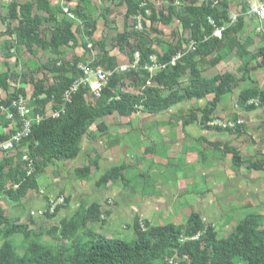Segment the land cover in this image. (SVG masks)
<instances>
[{"label":"rangeland","instance_id":"obj_1","mask_svg":"<svg viewBox=\"0 0 264 264\" xmlns=\"http://www.w3.org/2000/svg\"><path fill=\"white\" fill-rule=\"evenodd\" d=\"M24 1L0 0V68L5 70L4 65L8 62L14 72L11 86L20 88L25 83L27 99L32 96V85L44 78L49 80L48 74L40 69L47 63L65 65L74 61L93 59L97 63L102 60L101 68L110 71L128 64L132 49L140 52L142 39L144 47L151 49L155 56H163L169 50L177 52L189 41L191 33V26L185 25L180 18L192 23L194 16L190 10L202 3V0H149L156 20L145 18L141 30L136 31L132 29L138 22L133 18L125 26V8L120 0H71L72 12L84 7L86 14L83 13L85 17L81 16V19L85 18L87 22H71L74 28H78L77 44L61 48L60 56H56L49 48L33 49V54L24 52L16 41L12 33L18 27V21L10 18V5ZM50 2L52 13L58 20L56 24L49 22L44 11L34 10L46 20L40 36L47 45L55 28L62 24L59 21L68 19L62 11L66 0ZM236 2L231 11L234 9L232 12L242 16L243 10L247 11L245 0ZM242 17L250 22L243 23L236 35L240 44L238 49L230 50L227 40L210 57L197 56L194 59L204 80L224 73L235 76L237 83L231 93L219 100L210 95L202 101H184L158 115H149L138 109L127 117L114 114L100 118L88 128L80 143L78 157L73 161L50 164L37 177V190L30 191L17 203L0 196L4 216L12 224L26 227L24 233L7 239L17 256L26 255L32 244L52 252L71 249L78 242H85L89 231L108 239L129 241L135 237L136 221L147 222L153 227L184 226L192 213L199 214L205 225H211L219 240L234 233L238 223L249 214L261 216L264 225V107L260 104L257 109L248 110L240 104L242 93L264 91V53L260 54V51L264 52V24L246 14ZM125 27L128 32L134 31L141 36L129 37L130 48L125 46L120 52L118 36L124 33ZM86 32H92V37ZM89 44L91 49H88ZM244 47L247 53L240 56ZM7 54L13 56L11 61L4 59ZM106 58L113 60L114 67H110ZM217 59L219 63L214 65ZM189 84L190 75L186 73L176 87L162 89L159 94L162 97L182 95ZM152 87V83L137 86L126 77L117 91L141 96L146 88ZM2 94L0 91V100L4 101L5 94ZM92 98L94 96L89 92L86 101L92 104ZM212 103L215 107L209 117L210 123L203 126V111ZM147 116L156 119L146 121ZM3 118L0 116L1 124ZM238 118L244 120V125L240 126L244 128L239 133L211 126L231 123ZM214 142L237 149L243 162L261 164L263 171L248 170L246 166L236 168L230 155L224 156L208 144ZM28 147L24 146V150L27 151ZM119 166H125L126 182L98 186L105 172ZM84 168H88L89 175L86 178L77 176L76 170ZM46 196L56 200L64 197L69 203L64 204L54 218L38 216L37 212L46 208ZM94 204L100 206L101 219L94 222L80 219L75 227L73 218ZM62 224L68 226L62 228ZM180 262L176 255L164 254L165 264Z\"/></svg>","mask_w":264,"mask_h":264},{"label":"trees","instance_id":"obj_2","mask_svg":"<svg viewBox=\"0 0 264 264\" xmlns=\"http://www.w3.org/2000/svg\"><path fill=\"white\" fill-rule=\"evenodd\" d=\"M120 1L126 7L125 26L128 20L134 18L138 12L141 11L144 15V10L139 8L141 0L139 2L134 0ZM211 4L202 1L201 5L192 8L190 10L191 15L194 16L192 23L180 18V21L185 25L191 26L189 39H193L199 44L194 53L186 55L175 66L169 65L163 71H157L153 75L143 70V67L150 63L149 58L155 55H153L154 52L151 49L144 47L145 42L142 39L140 52H134L133 48L129 56V63H131L134 60V55L139 54V68L137 71L111 76L106 87L102 90L100 98H92V104L86 101L89 89L80 88L73 96L72 103L58 118L50 117L39 124H34L31 144L27 151L24 152L23 146L10 155L0 157V196H4L12 203H17L25 198L30 191L37 190V177L50 164L60 161H73L78 157L80 143L87 135L88 128L100 118L114 114L127 117L136 113L138 109L149 115H158L184 101H202L210 95H213L215 100H219L231 93L237 83L235 76L224 73L212 79L204 80L200 76L197 62L194 59L197 56L201 58L210 57L221 49L227 40L229 41L228 47L230 50L238 49L240 44L236 35L241 31L244 19L240 17L235 26L224 32L221 40L213 38L211 37L213 28L208 24L207 18L212 17L218 25H222L228 21L230 12L226 2L220 1L219 6L216 8H212ZM37 9L49 15V22H55V24L58 22L48 2L44 0H25L20 3L12 2L10 5L9 16L12 20L18 21V27L12 34L24 49V52L33 54V49L47 50L49 48L56 56H60L61 48L77 44V39L72 31V23L70 20H63L59 21L62 24L55 28L47 45L40 36V29L46 20L34 12ZM148 9L152 11L151 20L154 22L156 20L155 12L149 3ZM81 11V9L74 11V14L80 19L84 15ZM170 13H173L171 9ZM82 20L84 24L87 22L85 18H82ZM126 27L124 33L118 36L120 52L124 51L125 46L130 48L127 42L129 37L141 36L134 31L128 32ZM86 35L92 37L93 34L92 32H86ZM177 52L169 50L163 56H156L157 61L168 65ZM246 53L247 50L244 47L240 56L246 55ZM263 53V51H260L261 55ZM106 60L110 67H114L111 58H106ZM78 62L80 61L65 65H62V63L42 65L40 69L46 71L48 76H52L53 84L45 85L48 82L46 78L43 81L36 82L34 84V94L30 98V106H38L43 111L48 102L53 101L59 104L63 93L79 77L76 69ZM101 62L98 61L95 64L100 65ZM218 63L219 60L217 59L213 64ZM186 73L190 75V84L184 94H172L168 97L160 96L159 93L162 89L172 90ZM126 77L131 78L137 86L152 83L154 87L146 88L141 96L121 93L117 91V87ZM13 78L14 75L1 74L0 88L6 89L7 81ZM33 81L31 79V82ZM19 95H22V93H15L6 101H2V105L8 107L11 101ZM252 99H257L264 107V91L260 93L256 91L242 93L240 104L245 105L248 110H255L257 108L254 106H246L247 102ZM214 107L215 103H212L209 106L210 110L203 111L201 120L203 126L210 123L209 117ZM38 112L39 110L34 109L33 114ZM3 119L11 124L5 117ZM243 128L238 127L228 132L239 133ZM8 135L0 136V142L6 140L9 137ZM212 146L215 150L220 151L222 155H230L232 164L236 168L246 166L248 170L263 171L261 164L243 162L240 152L235 148L220 143L212 144ZM24 153L35 164L34 172L30 176L27 175L25 163L22 160ZM124 171L125 166L111 168L100 177L97 183L98 186L126 182ZM75 173L77 176L86 178L89 175V170L88 168L77 169ZM41 193L43 194V192ZM49 198L51 197H46V200ZM65 202V206H67L69 201L65 199ZM64 207L60 206L55 214L46 213L45 216L50 219L54 218ZM99 214L100 206L94 204L82 215L73 218L74 226L78 225L80 219L87 222L98 221L99 218L101 219ZM139 222H135V237L129 241L108 239L89 231L85 235L86 241L78 242L71 248L72 250L61 249L52 252L32 244L28 248V253L23 257H19L7 239L13 235L24 233L26 227L12 224L4 216V212L0 207V264H165L163 263V257L166 252L176 255L181 260L180 264H264V225L259 215H247L238 223L234 233L221 240L217 238V233L213 227L205 225L197 213H192L184 226L168 224L153 227L147 222H142L146 228L145 231H142ZM65 224H62V228L71 225V222L67 226Z\"/></svg>","mask_w":264,"mask_h":264},{"label":"built area","instance_id":"obj_3","mask_svg":"<svg viewBox=\"0 0 264 264\" xmlns=\"http://www.w3.org/2000/svg\"><path fill=\"white\" fill-rule=\"evenodd\" d=\"M134 1L139 2L140 0ZM202 1L212 3V8H216L220 4V0ZM139 3V8L140 10H144V15L140 11L133 18L138 22V25L134 27V30L136 31H140L142 22L145 20V18H150L152 15V11L148 9L149 0H141V2ZM245 3L247 11L244 13V15L246 14L247 16H249V18L251 17L255 20H258L259 22H264V0H245ZM63 12L67 14L68 17L73 19L67 8L63 9ZM240 17L242 16H239L235 13H230L228 16V21L222 25H218L212 17H208L207 22L213 28L211 37L221 40L223 38L224 32H226L227 29L235 26ZM205 40H207V38H205ZM198 44L199 43L197 41L189 39V42L184 45L183 48L178 51L175 56L171 58V61L168 65L159 63L156 56H151L149 58L150 63L146 64L143 67V70L153 75L157 71H163L169 65L175 66L176 63L183 59L186 55L194 53L198 47ZM88 49H91L90 44L88 45ZM139 59L140 56L138 53H136L134 55L133 62L126 65L117 66L110 71H104L100 65L95 64L96 62H94L93 59L86 62H78L76 64V69L79 73V77L76 78L69 86V88L63 93L60 103L57 105L56 110L52 112L51 117L58 118L61 114H63L67 106L72 103L73 96L82 87L88 88L91 95L94 96L95 99H99L102 90L108 83L109 78L114 74L137 71L139 68ZM30 102V99L19 95L16 99H13L11 101L8 107H4L2 105V100H0V114L14 126L13 132L9 135V137L6 140L0 142V157L10 155L13 152H16L19 148H22L23 146L27 147L28 145H30L33 125L39 124L43 120L47 119L46 116L42 113V110L36 114H33L34 107L30 106ZM246 105L254 106L257 108L260 105V102L258 100L252 99L249 100ZM242 125H244V120L241 118H238L236 121L227 124H211V126H217L219 128L229 130H235ZM22 160L25 163L27 175L30 176L34 172V161L31 160L26 153H24ZM64 204V197H60L57 200L54 198H49L47 200L46 208L43 211L37 212V214L38 216H45L46 213L53 215L55 214L57 209ZM139 223L141 230L145 231L146 228L144 224L141 221Z\"/></svg>","mask_w":264,"mask_h":264},{"label":"crops","instance_id":"obj_4","mask_svg":"<svg viewBox=\"0 0 264 264\" xmlns=\"http://www.w3.org/2000/svg\"><path fill=\"white\" fill-rule=\"evenodd\" d=\"M44 1H46V2H48V4H49V6H51L52 5V3L50 2V0H44ZM67 1V0H66ZM226 1V3H227V5H228V10H230L229 12L230 13H234V12H232L231 11V9H232V6H236L237 5V3L238 2H236V0H225ZM71 3V0L70 1H67V3L65 4V6H62V11H63V9H65V8H67L68 10H69V13L71 14V16L73 17V19H71V18H69L68 17V15L67 14H65L64 12V14L68 17V19H67V21L68 20H70V22H83V20L82 19H80L79 17H77L75 14H74V12H72V10H71V8L69 7V4ZM124 6V8H125V13H126V7H125V5H123ZM80 9L82 10L81 11V13H84V14H86V11L84 10V7H80ZM46 14V13H45ZM47 16H48V18H49V15L48 14H46ZM242 16H245L244 15V12H242ZM77 18V19H76ZM255 20V19H254ZM256 21H258V20H256ZM248 22H250L249 20H247L246 19V17H244V24H248ZM259 22V21H258ZM261 24H264V22H260ZM73 25V24H72ZM82 29V28H81ZM72 31H73V33L75 34V36L77 35V32H78V28L76 27V28H74V25L72 26ZM72 45V44H71ZM10 52L11 53H13V49H11L10 50ZM4 59L6 60V61H11L12 59H13V56H11V55H6V56H4ZM15 64H16V62H15ZM15 64H14V66H15ZM5 66V70H1V68H0V75L1 74H6V73H8V74H10V75H14V72H13V70H11V68H10V65L8 64V62L4 65ZM3 69V68H2ZM44 72H46V71H44ZM49 82V84L48 85H52L53 84V79H52V77L51 76H49V80H48ZM12 84H14V83H12L11 82V80L9 79L8 81H7V88L6 89H4V88H0V91L3 93V94H5V99H4V101H6L7 99H9V97H11V96H13L15 93H19V92H21L22 93V95L21 96H25L26 97V95L27 94H25V83H23L22 85H20V88H17V86L16 87H12L11 85ZM16 85V84H15ZM33 86V92H32V96H33V94H34V85H32ZM2 94V95H3ZM57 103H54L53 101L52 102H48L45 106H44V108H43V111H42V113L46 116V118H50L51 117V114H52V112H54L55 110H56V107H57ZM38 107V106H37ZM37 107H34V109H36L37 111L39 110V112L41 111L40 109H39V107L37 108ZM0 116H2L1 114H0ZM3 117V116H2ZM150 118H148V116L147 117H145V119H146V121H155V119L156 118H152L153 116H149ZM4 120V119H3ZM13 129H14V126L12 125V124H9V123H7V122H5V120H4V122H3V124H1L0 123V136H6V135H10L11 134V132L13 131ZM8 135V136H9ZM216 143H218V142H214V143H208L212 148H213V146H212V144H216ZM221 144V143H220ZM222 145V144H221ZM213 150L214 151H216L217 152V150H215L214 148H213ZM220 152V151H219ZM221 153V152H220ZM226 156H229V155H226ZM47 197V196H46ZM47 204V200H46V198H45V205ZM40 211V210H39ZM38 211V212H39Z\"/></svg>","mask_w":264,"mask_h":264}]
</instances>
